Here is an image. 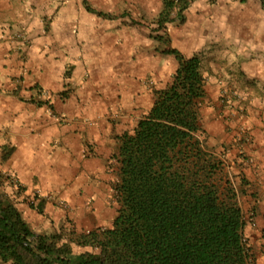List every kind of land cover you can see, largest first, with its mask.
<instances>
[{"label":"crops","instance_id":"0c3cea01","mask_svg":"<svg viewBox=\"0 0 264 264\" xmlns=\"http://www.w3.org/2000/svg\"><path fill=\"white\" fill-rule=\"evenodd\" d=\"M85 1L90 12L82 0H0V174L11 175L25 195L38 192L41 220L57 215L44 195L64 198L58 190L75 187L79 172L102 178L118 146L111 126L128 119L141 95L148 97L146 62L156 66L153 77L160 75L161 44L140 33L135 17L153 24L163 0ZM185 1L183 27L178 31L176 19L168 23L177 27L168 46L223 63L228 72L215 87L244 93L240 124L248 127L243 149L252 164L232 160L233 150L220 158L229 175H244L259 191L256 206L264 215V0ZM164 56L175 71V58ZM221 120L211 123L213 142L234 148L239 125ZM87 145L91 152L84 154Z\"/></svg>","mask_w":264,"mask_h":264},{"label":"trees","instance_id":"16d2710c","mask_svg":"<svg viewBox=\"0 0 264 264\" xmlns=\"http://www.w3.org/2000/svg\"><path fill=\"white\" fill-rule=\"evenodd\" d=\"M186 5L163 0L152 38L168 44L167 24L182 21ZM159 52L177 67L134 128L117 136L111 225L66 240L35 232L0 193V264H255L236 191L206 144L202 60L169 46ZM34 208L42 212L41 200ZM72 245L85 251L74 253Z\"/></svg>","mask_w":264,"mask_h":264},{"label":"rangeland","instance_id":"374dc122","mask_svg":"<svg viewBox=\"0 0 264 264\" xmlns=\"http://www.w3.org/2000/svg\"><path fill=\"white\" fill-rule=\"evenodd\" d=\"M208 1L211 2L212 0ZM135 19L136 24L141 25L139 26L140 28H138L140 33L150 35V37L156 34L154 32L156 28L154 24L145 23L143 20L141 21L139 17H135ZM183 23L184 21L177 20L174 24L177 27H183ZM174 24H167L166 31L168 34L171 28L176 27ZM179 30L180 28L178 27V31ZM172 31L174 32L175 29H172ZM164 46L166 47L168 44L161 42L160 48L162 49ZM200 57L202 59L203 73L206 78V93L200 115L202 127L206 132L207 147L219 157H223L233 150L234 153L232 156L234 157L232 160L235 158L240 163L251 165V156L248 155L246 151L240 154L238 149L240 145L237 143L233 142L234 148H232L231 142L227 143L224 141L216 144L213 142L217 135H215V131L211 128V123L216 120L222 122L221 118H224V113H222V111L225 108V106L220 103L219 99L220 87L216 88L215 86L216 83L219 82V78L220 80L222 79V77H217L221 76L223 72H228V67L223 63H213L210 60H206L202 53ZM167 61V57L161 55L160 75L155 73V77H153V67L156 69V66H153L152 61L146 62V73L142 81L143 84L147 86L149 92L148 97L141 95L142 97H140V103L138 104H136L134 100L135 106L130 109L131 113L128 119L125 120V122H119L117 126H114V124L111 126V133L116 135V138L123 132H130L134 128L136 122L145 115L150 108L153 101V92L165 87V85L170 82L174 69L170 66L169 61ZM235 76L236 75H234V77ZM214 78L218 80L215 81ZM225 87L230 86L227 85ZM231 88L241 91L237 87ZM136 98L135 96V99ZM243 116H246L245 113ZM229 117H232L233 123L237 122L239 125V117L236 115ZM113 154L114 153L105 161L102 170V178H96V174L94 173L82 174L79 172L74 176V180L76 181L75 187L69 190L62 187L58 190V192H62L64 198L47 200L51 209L57 212L55 219L46 214V218L41 220L45 215H40L34 208L41 199L34 200L33 195L35 192L33 190L30 191L28 195H25L23 192L24 190L18 188L14 180V182L9 180L7 173L0 174V193L6 195L15 204L25 221L35 232L56 233L60 235L63 240H66L70 238L73 233L86 232L95 228H108L111 225L117 208L112 190V186L117 180V162L112 158ZM245 159L250 160L246 162ZM235 175L232 173L229 175L227 170L224 171V176L229 179L232 187L236 191L239 206L246 220L244 238L251 247L255 258V264H262L261 258H264V215L260 214L256 206L257 201H261L260 197L257 195L259 191L248 187L250 184L244 175ZM235 177H237V179H235ZM53 195V197H57L55 193ZM254 195H257V197H254ZM72 250L74 253L85 251V249L77 248L74 245H72Z\"/></svg>","mask_w":264,"mask_h":264},{"label":"built area","instance_id":"2783aa9c","mask_svg":"<svg viewBox=\"0 0 264 264\" xmlns=\"http://www.w3.org/2000/svg\"><path fill=\"white\" fill-rule=\"evenodd\" d=\"M43 97L45 98L44 101L48 100V94L43 91L42 92ZM61 98V97H60ZM245 96L244 93H242L241 91H238L235 88H231V87H221L220 88V93H219V99H220V103L225 106V109L227 111L226 115H224V117L226 119H230L229 116H233L236 115L238 118L239 122V127L237 128V130L234 133L233 138L235 139L236 143L240 146H238L239 149V153L243 154V151L245 152V150L243 149V146L245 144H247V142H249V135H248V127L245 125H241V120L244 118L243 116V112H244V103L243 101L245 100ZM64 99V98H61ZM229 115V116H228ZM56 121L59 123H65L66 119L63 116H56L55 117ZM90 147L87 145L86 148L84 149V154L90 153ZM245 156V155H244ZM250 159H245V161H249ZM9 180L13 181L12 176L8 175ZM14 182V181H13ZM15 184V183H14ZM53 194H49V195H44V198L47 199H57V197H53ZM34 200H40L42 197H40V195L38 194V192H35L34 195Z\"/></svg>","mask_w":264,"mask_h":264}]
</instances>
